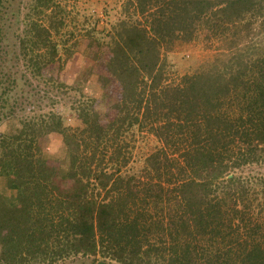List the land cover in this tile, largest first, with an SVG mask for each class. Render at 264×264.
I'll return each mask as SVG.
<instances>
[{"label":"trees","instance_id":"obj_1","mask_svg":"<svg viewBox=\"0 0 264 264\" xmlns=\"http://www.w3.org/2000/svg\"><path fill=\"white\" fill-rule=\"evenodd\" d=\"M24 8L21 53L43 77L59 55L65 8L58 0ZM135 13L111 64L123 93L108 128L88 98L71 106L76 128L52 103L24 116L18 132H0V172L13 194H0V264L79 254L117 264H264V174L252 175L264 166V38L254 42L264 36V0H135ZM220 14L226 28L213 21ZM208 18L223 36L234 30L228 50L168 83L161 51L190 41ZM3 75L0 123L18 105V80ZM144 132L159 146L138 161ZM58 134L66 171L40 145Z\"/></svg>","mask_w":264,"mask_h":264},{"label":"rangeland","instance_id":"obj_2","mask_svg":"<svg viewBox=\"0 0 264 264\" xmlns=\"http://www.w3.org/2000/svg\"><path fill=\"white\" fill-rule=\"evenodd\" d=\"M58 1L65 8V25L62 35H55L61 44L59 55L54 63L45 68L43 77L29 70V65L21 53L19 38L24 27L21 21L27 11L24 8L26 0H6L4 7H0V36L4 37L0 43V89L6 86L2 83L6 80L3 73H11L13 78L18 80L17 90L12 93V98L18 99L17 114L0 123V132H18L25 127L24 116H37L47 112L52 103L66 122L76 128L80 126V122L76 119L74 111H71V106L75 102L76 106L86 104L88 98L95 100V110L101 125L108 128L113 106L122 97L123 90L119 80L111 73V64L118 58L117 47L123 33L122 23L137 18L135 0ZM219 16L220 18H212L213 21L219 27L226 28L219 21L226 16ZM138 18L146 25L142 16ZM206 20L208 22L203 21L199 25L190 41L181 37L161 51L166 65L165 79L168 83H178L184 75L214 63L220 54L228 50L227 45L231 42L230 37L234 30L227 31L223 36L222 29L214 26L211 18ZM65 34L68 35L64 36ZM263 38L264 36L255 38L254 42ZM137 139L134 158L138 161L143 160L159 146L157 139L146 132L139 134ZM40 145L47 158L58 162L62 171L67 170L68 155L61 135L43 137L40 139ZM252 169V175L264 174V166H253ZM7 180L0 172V194L11 198L13 194L7 188ZM62 185L64 189L70 190L72 182H64ZM98 261L117 264L110 259H103L100 255L91 254L71 256L59 264H96Z\"/></svg>","mask_w":264,"mask_h":264}]
</instances>
